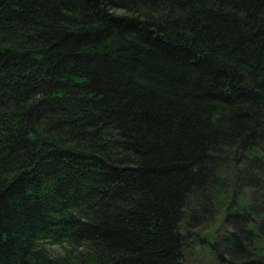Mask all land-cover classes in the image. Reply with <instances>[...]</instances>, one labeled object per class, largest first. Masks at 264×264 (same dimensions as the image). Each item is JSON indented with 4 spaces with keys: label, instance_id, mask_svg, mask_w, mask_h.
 Returning <instances> with one entry per match:
<instances>
[{
    "label": "trees",
    "instance_id": "obj_1",
    "mask_svg": "<svg viewBox=\"0 0 264 264\" xmlns=\"http://www.w3.org/2000/svg\"><path fill=\"white\" fill-rule=\"evenodd\" d=\"M200 250L264 264V0H0V264Z\"/></svg>",
    "mask_w": 264,
    "mask_h": 264
},
{
    "label": "clouds",
    "instance_id": "obj_2",
    "mask_svg": "<svg viewBox=\"0 0 264 264\" xmlns=\"http://www.w3.org/2000/svg\"><path fill=\"white\" fill-rule=\"evenodd\" d=\"M52 235L54 234H48V236H44L43 234H38L36 237H34L32 241V247L30 249V256L26 259L30 261L32 255L39 252H43L44 254L48 255L50 258L52 256H55L57 258H63V255H65V253L63 252V240L66 238H57L55 245L52 247L61 248V251H53L52 247L46 246L45 244V241L51 239ZM89 244L90 241H88L86 238H82L75 245V247L80 252L86 254L87 252L91 251V249L88 247Z\"/></svg>",
    "mask_w": 264,
    "mask_h": 264
},
{
    "label": "rangeland",
    "instance_id": "obj_3",
    "mask_svg": "<svg viewBox=\"0 0 264 264\" xmlns=\"http://www.w3.org/2000/svg\"><path fill=\"white\" fill-rule=\"evenodd\" d=\"M221 154H225L224 152H220ZM228 156H230L228 154ZM210 225H205V227L202 229V232L200 234V237L205 236L206 234L209 233L210 229H209ZM53 251H61L60 248L57 247H52ZM190 255V259H191V263L192 264H208L210 263V255L204 251V250H200L197 251L194 255L193 253L189 254Z\"/></svg>",
    "mask_w": 264,
    "mask_h": 264
}]
</instances>
